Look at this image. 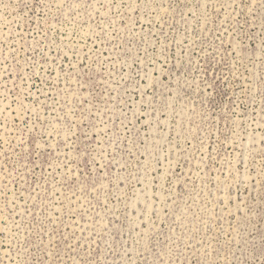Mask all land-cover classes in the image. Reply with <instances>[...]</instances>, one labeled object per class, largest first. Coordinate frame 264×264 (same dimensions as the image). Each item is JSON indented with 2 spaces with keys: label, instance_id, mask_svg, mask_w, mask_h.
Wrapping results in <instances>:
<instances>
[{
  "label": "rangeland",
  "instance_id": "obj_1",
  "mask_svg": "<svg viewBox=\"0 0 264 264\" xmlns=\"http://www.w3.org/2000/svg\"><path fill=\"white\" fill-rule=\"evenodd\" d=\"M0 264H264V0H0Z\"/></svg>",
  "mask_w": 264,
  "mask_h": 264
}]
</instances>
